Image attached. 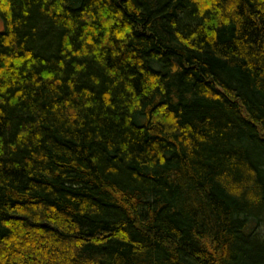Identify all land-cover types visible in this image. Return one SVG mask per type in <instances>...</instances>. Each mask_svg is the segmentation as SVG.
Here are the masks:
<instances>
[{
	"label": "trees",
	"instance_id": "1",
	"mask_svg": "<svg viewBox=\"0 0 264 264\" xmlns=\"http://www.w3.org/2000/svg\"><path fill=\"white\" fill-rule=\"evenodd\" d=\"M0 21V264H264V0Z\"/></svg>",
	"mask_w": 264,
	"mask_h": 264
},
{
	"label": "rangeland",
	"instance_id": "2",
	"mask_svg": "<svg viewBox=\"0 0 264 264\" xmlns=\"http://www.w3.org/2000/svg\"><path fill=\"white\" fill-rule=\"evenodd\" d=\"M2 31V23H1V21H0V32Z\"/></svg>",
	"mask_w": 264,
	"mask_h": 264
}]
</instances>
